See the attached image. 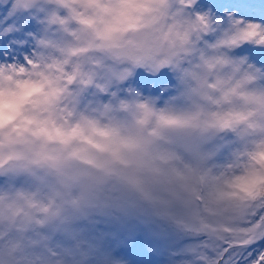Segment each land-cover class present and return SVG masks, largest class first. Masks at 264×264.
I'll return each instance as SVG.
<instances>
[{"label":"clouds","instance_id":"obj_1","mask_svg":"<svg viewBox=\"0 0 264 264\" xmlns=\"http://www.w3.org/2000/svg\"><path fill=\"white\" fill-rule=\"evenodd\" d=\"M195 3L11 0L39 28L0 60V264H129L100 221L192 238L173 264H264V69L234 54L264 23Z\"/></svg>","mask_w":264,"mask_h":264},{"label":"rangeland","instance_id":"obj_2","mask_svg":"<svg viewBox=\"0 0 264 264\" xmlns=\"http://www.w3.org/2000/svg\"><path fill=\"white\" fill-rule=\"evenodd\" d=\"M10 5L11 0L7 4L0 0V32L9 25L14 28L13 31L0 35V60L10 61L13 57L22 60L23 55L29 54L33 46L32 37L28 34H37L39 25L31 14L34 10L17 11L9 15ZM193 10L196 12L210 10L217 17H222L228 12L247 20L264 23V0H196ZM234 54H247L250 61L264 69V48L245 44L237 48ZM174 83L167 68L161 69L156 75L137 68L123 86L131 84L144 94L166 96L171 90L161 93V89ZM220 155L222 157L223 151ZM86 227L90 234L98 232L112 234L105 237L104 246L112 250L114 255L127 259L129 264H173L182 258L180 249L195 242L192 238L172 233L158 238L150 235L149 231L141 226L118 227L105 221ZM261 249H264V239L250 245L245 255L249 258L255 257Z\"/></svg>","mask_w":264,"mask_h":264},{"label":"snow or ice","instance_id":"obj_3","mask_svg":"<svg viewBox=\"0 0 264 264\" xmlns=\"http://www.w3.org/2000/svg\"><path fill=\"white\" fill-rule=\"evenodd\" d=\"M260 261H264V253H261L260 257H259Z\"/></svg>","mask_w":264,"mask_h":264}]
</instances>
